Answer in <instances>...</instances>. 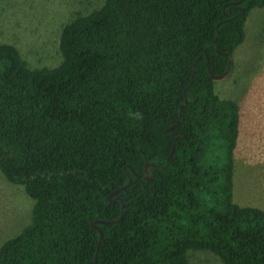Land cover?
<instances>
[{"label": "trees", "instance_id": "16d2710c", "mask_svg": "<svg viewBox=\"0 0 264 264\" xmlns=\"http://www.w3.org/2000/svg\"><path fill=\"white\" fill-rule=\"evenodd\" d=\"M239 1L106 0L63 28L54 68L0 42V171L34 200L0 264H93L92 223L120 217L109 196L129 175L97 264H189L191 251L264 264V210L234 199L241 106L216 93L204 54L226 71L264 8ZM148 165L152 179L133 175Z\"/></svg>", "mask_w": 264, "mask_h": 264}, {"label": "rangeland", "instance_id": "374dc122", "mask_svg": "<svg viewBox=\"0 0 264 264\" xmlns=\"http://www.w3.org/2000/svg\"><path fill=\"white\" fill-rule=\"evenodd\" d=\"M106 0H0V42L16 46L32 69L62 62L63 28ZM246 40L232 56L233 69L215 81L216 93L241 106V135L235 153L234 199L241 206L264 208V8L246 25ZM34 200L22 185L0 171V248L30 223ZM189 264H223L213 253L191 251Z\"/></svg>", "mask_w": 264, "mask_h": 264}, {"label": "water", "instance_id": "95a60500", "mask_svg": "<svg viewBox=\"0 0 264 264\" xmlns=\"http://www.w3.org/2000/svg\"><path fill=\"white\" fill-rule=\"evenodd\" d=\"M244 1H245V0H240L239 2L236 3V5H240V4H242ZM237 9H239V11L242 12V9H241V8H237ZM225 15H227V14L225 13ZM224 22H225V21L220 22V23L217 25V27H216V37H217V33H218V29H219V27H220ZM215 39H216V38H215ZM215 45H216V44H215V42H214V46H215ZM217 52H218L219 54H221V55H224V54L221 53L219 50H217ZM204 54L206 55V59H207V63H206V64H207L208 72H209V75H210L211 79H212L213 81H221V80L225 79V78L228 76L229 72H230V68H231V64H232V56H230V58H229V64H228V67H227L226 71H225L223 74H221V75H214V74L212 73V71H211V68H210V63H209V59H208L207 51H204ZM201 58H202V56H200V57L195 61V63H194V67L197 65V63L200 61ZM187 103H188V100H186L185 103H183V104L180 106V109H179V117H181V115H182V112H181V111H182V108H183ZM176 126H177V124H175V125L173 126V128H175ZM175 146H176V145H175V143H174L173 148H172V152H171L170 156L168 157V161H170V159L173 157V155H174V153H175ZM166 167H167V165L165 166V168H166ZM131 170H132L133 175H134L135 177H137V178H141V179H146V180H148V179H152V178L154 177V174H153V172L151 171V165L146 166V168H145L143 174H139V173H137V172H136L134 169H132V168H131ZM150 174H151V176H150ZM132 182H133V178L129 175V181H128V183H127L126 185L120 187V188L117 189L116 191H114V192L109 196V200H110V201H112V202H120V203L122 204V210H121V215H120V217H119L117 220H115V221H96V222H93V223H92L93 228L97 229L98 232H99V241H98L97 250H96V255H95V259H94V263H93V264H97V262H98L99 252H100V249H101L102 243H103V241H104V237H105V234H104L103 230L99 227V225H106V226H107V225H113V224L120 223V222L123 220V218H124V216H125V208H126L125 200H124L123 197H118V198H116V199H114V200H112V198H113L114 196H116L117 194H119L120 192H122V191L126 190L127 188H129V187L131 186Z\"/></svg>", "mask_w": 264, "mask_h": 264}, {"label": "crops", "instance_id": "0c3cea01", "mask_svg": "<svg viewBox=\"0 0 264 264\" xmlns=\"http://www.w3.org/2000/svg\"><path fill=\"white\" fill-rule=\"evenodd\" d=\"M255 207V206H254ZM259 208V207H258ZM262 209V208H261ZM263 210H264V208H263Z\"/></svg>", "mask_w": 264, "mask_h": 264}]
</instances>
